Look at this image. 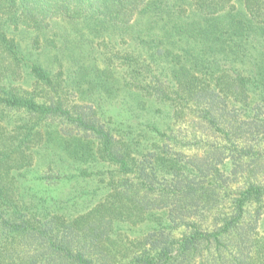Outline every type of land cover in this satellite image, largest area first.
Returning a JSON list of instances; mask_svg holds the SVG:
<instances>
[{
	"label": "trees",
	"instance_id": "obj_1",
	"mask_svg": "<svg viewBox=\"0 0 264 264\" xmlns=\"http://www.w3.org/2000/svg\"><path fill=\"white\" fill-rule=\"evenodd\" d=\"M0 264H264V0H0Z\"/></svg>",
	"mask_w": 264,
	"mask_h": 264
},
{
	"label": "rangeland",
	"instance_id": "obj_2",
	"mask_svg": "<svg viewBox=\"0 0 264 264\" xmlns=\"http://www.w3.org/2000/svg\"><path fill=\"white\" fill-rule=\"evenodd\" d=\"M68 29H69V25H67L66 23H63V24H60L59 25V30L62 32V31H68ZM25 41H28L27 40V38L25 39ZM68 65H70V64H68ZM263 231V230H262Z\"/></svg>",
	"mask_w": 264,
	"mask_h": 264
}]
</instances>
